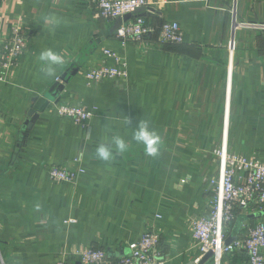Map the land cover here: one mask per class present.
I'll list each match as a JSON object with an SVG mask.
<instances>
[{"label": "crops", "instance_id": "1", "mask_svg": "<svg viewBox=\"0 0 264 264\" xmlns=\"http://www.w3.org/2000/svg\"><path fill=\"white\" fill-rule=\"evenodd\" d=\"M155 2L142 15L157 28L178 21L182 43L166 47L157 33L120 39L126 21L98 17L87 0H0V43L19 20L28 28L18 67L0 81V264H57L64 256L86 264L76 253L90 247L116 261L148 229L161 235L165 264L198 262L193 223L209 212V179L224 170L215 149L264 159V0ZM46 49L63 57L51 77L39 60ZM105 49L126 63L127 77L90 83L86 69L115 62ZM57 103L94 107L95 115L76 124L58 115ZM31 109L38 117L21 139ZM141 120L162 139L156 156L133 139ZM114 136L127 152L116 151ZM101 143L112 160L97 158ZM55 165L85 172L76 183H56L48 175ZM263 210L239 208L225 243L264 220L250 217ZM247 263L238 249L205 264Z\"/></svg>", "mask_w": 264, "mask_h": 264}, {"label": "built area", "instance_id": "2", "mask_svg": "<svg viewBox=\"0 0 264 264\" xmlns=\"http://www.w3.org/2000/svg\"><path fill=\"white\" fill-rule=\"evenodd\" d=\"M87 2L98 17L107 20L123 18L141 7L151 11L156 3L155 0H87ZM156 33L157 41L163 45L184 41V34L178 21H163L157 28L150 25L142 14H137L126 21L117 30V37L141 42ZM27 43L28 28L22 20H19L0 43V81H5L9 69L18 67L20 56L24 53ZM104 53L112 57L115 62L86 69L84 77L87 81L95 84L105 79L126 78V63L116 52L105 49ZM56 80L60 81V77ZM55 107L58 115L80 125L87 124L95 115L94 107L67 103H57ZM214 153L220 163L224 164V170L221 178L209 179L214 195L210 201L209 212L193 223V239L202 255L213 251V257L218 260L224 254L244 249L248 255L247 264H264V220L251 225L244 235L225 243L226 227L236 220L239 208L251 207L259 210L264 208V159L255 156L248 158L242 153L224 150L221 147L215 149ZM84 172L83 167L72 169L65 165H55L49 168L48 175L50 180L56 183H76ZM239 172H242L240 178ZM75 222L76 219L65 221L66 224ZM160 240L161 235L158 231L148 229L137 240L130 242L129 253L116 261L108 260L104 249L81 248L76 254L86 264H165L161 259ZM57 264H73V262L64 256Z\"/></svg>", "mask_w": 264, "mask_h": 264}, {"label": "clouds", "instance_id": "3", "mask_svg": "<svg viewBox=\"0 0 264 264\" xmlns=\"http://www.w3.org/2000/svg\"><path fill=\"white\" fill-rule=\"evenodd\" d=\"M53 24L59 23L53 19ZM39 60L44 63V72L51 77L55 74V67L63 64V57L52 49L43 50L39 55ZM133 139L143 145L144 152L148 156H156L159 154L162 139L159 134L154 131L147 120H141L138 127L135 128ZM111 143L115 146L117 152L123 154L129 150V144L119 136L112 137ZM96 156L99 160L108 162L114 158V153L108 144L101 143L96 148Z\"/></svg>", "mask_w": 264, "mask_h": 264}, {"label": "water", "instance_id": "4", "mask_svg": "<svg viewBox=\"0 0 264 264\" xmlns=\"http://www.w3.org/2000/svg\"><path fill=\"white\" fill-rule=\"evenodd\" d=\"M145 8L144 7H141V8H139L136 12H134V13H128V14H126L123 18L122 17H119V18H117V19H115V20H117V21H119L120 22V24H122L123 23V21H128L129 19H131L133 16H135V15H137V14H142V13H144L145 12ZM65 77H66V75H63L62 77H60V80L61 79H64L65 80ZM63 86H64V84H62L60 81H56L55 82V84H54V86L50 89V93H53V91H54V89H57L56 91H55V93H53L54 95L53 96H55V95H57V94H60L59 92H60V89H62L63 88ZM51 95V94H50ZM46 97H48V95H46ZM52 97V96H51ZM58 101H59V99H57ZM38 117V113L36 112V110L35 109H31L30 111H29V113H28V116H27V118H26V120H25V122H24V125H23V127H22V132H21V139L25 136V132L28 130V129H30V127H31V124H32V122L36 119ZM264 215V210L263 211H260V212H258V213H253L252 215H250V217H261V216H263ZM244 221V217L243 218H240L239 219V224H241L242 222ZM213 257V251H208L207 253H205L203 256H202V258L198 261V262H195V261H193V262H191L190 264H205L209 259H211ZM77 264H83V263H81V262H79V263H77Z\"/></svg>", "mask_w": 264, "mask_h": 264}, {"label": "trees", "instance_id": "5", "mask_svg": "<svg viewBox=\"0 0 264 264\" xmlns=\"http://www.w3.org/2000/svg\"><path fill=\"white\" fill-rule=\"evenodd\" d=\"M172 45H175V44H167V45H165L166 47H170V46H172Z\"/></svg>", "mask_w": 264, "mask_h": 264}, {"label": "bare ground", "instance_id": "6", "mask_svg": "<svg viewBox=\"0 0 264 264\" xmlns=\"http://www.w3.org/2000/svg\"><path fill=\"white\" fill-rule=\"evenodd\" d=\"M117 32V31H116Z\"/></svg>", "mask_w": 264, "mask_h": 264}]
</instances>
